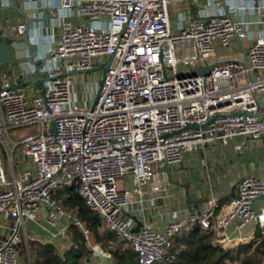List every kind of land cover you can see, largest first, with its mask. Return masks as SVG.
I'll return each instance as SVG.
<instances>
[{
	"label": "built area",
	"instance_id": "built-area-1",
	"mask_svg": "<svg viewBox=\"0 0 264 264\" xmlns=\"http://www.w3.org/2000/svg\"><path fill=\"white\" fill-rule=\"evenodd\" d=\"M174 3L184 5L176 20L169 11ZM45 5L57 13L50 24L60 27L57 36L46 34L43 42L34 36L40 13L31 24L0 31L28 30L36 63L26 62L47 76L28 96L12 81L23 71L0 73V217L16 224L0 244V264H17L18 231L44 207L51 210L50 223L63 217L64 228L71 221L83 227L54 195L61 187L79 192L105 228L131 243L137 264L162 258L174 236L195 224L213 230L225 247L243 240L225 233L232 223L238 233L253 223L264 233V206L254 209L255 199L264 196V177L253 174L241 179L224 212H217L218 199L211 197L197 214L168 220L160 229L143 221L137 230L136 221L123 213L128 206L142 207L146 192L166 189V171L160 168L180 163L186 152L236 136L241 139L234 147L240 150L264 137V0ZM95 59L101 79L79 81L78 74L93 69ZM179 65L191 70L178 72ZM24 128L14 139L12 132Z\"/></svg>",
	"mask_w": 264,
	"mask_h": 264
},
{
	"label": "crops",
	"instance_id": "crops-1",
	"mask_svg": "<svg viewBox=\"0 0 264 264\" xmlns=\"http://www.w3.org/2000/svg\"><path fill=\"white\" fill-rule=\"evenodd\" d=\"M36 1L37 6H34L32 0H0V31L5 29V33H7L9 26L19 23L31 24L34 20L32 18L40 13L42 16H38L39 19L37 20L39 21H34L36 25L34 36L40 38L41 42L45 41L46 37L44 35L46 34L47 37L50 36L49 34L57 36L60 27L58 25L50 26L52 20H54L52 18L56 17L57 13L55 9L52 10L46 5L42 6L43 3L51 0ZM72 20L78 19L73 17ZM21 35L23 34L15 33L9 36ZM8 41L14 42L16 40L11 41L8 39ZM38 48L39 53H41L44 45L40 44ZM15 54L8 63L0 65V73L16 76L24 70L20 57ZM26 61L27 58L23 62L29 67ZM21 77L25 81L29 80L28 73H23ZM20 78L17 80L12 78V81L19 84ZM23 86L28 96L36 93L40 88L36 83L30 82L23 83ZM240 139L239 136L218 139L207 143L203 148L186 152L180 163L170 165L171 181L166 172V189L146 192L143 195L142 207H125L123 210L124 216H131L137 225L147 221L160 229L168 220L187 218L199 213L202 208L207 206V202L211 197L218 199L217 212H224L228 209L231 200L238 195L239 183L245 175L253 174L264 177V137L250 140L240 150H237L234 144L239 142ZM144 187L147 188V184ZM261 206H264V196L254 201L255 210H259ZM70 211L71 213L75 212L74 210ZM50 213L51 210L44 207L35 218L26 220L24 228L19 229L18 233L22 232L19 243L26 248V261L20 255L17 257V264H30L29 244L32 240L53 242L61 251L68 245L69 240L65 245H58L54 240L59 238L56 233L66 224V219L59 218L56 221L57 224H52L48 218ZM160 214H162V217ZM15 228L16 224L13 219L0 217V244L13 233ZM258 228L253 223L238 233L232 223L226 227L225 233L231 237H242L243 240L238 241L239 243L252 241L255 245V238L258 236L256 230ZM65 229L68 236L67 228ZM99 247L102 249L101 246ZM102 251L104 250L102 249ZM83 258L87 262H91L92 259L89 256Z\"/></svg>",
	"mask_w": 264,
	"mask_h": 264
},
{
	"label": "trees",
	"instance_id": "trees-1",
	"mask_svg": "<svg viewBox=\"0 0 264 264\" xmlns=\"http://www.w3.org/2000/svg\"><path fill=\"white\" fill-rule=\"evenodd\" d=\"M54 195L66 209L75 211L83 227L75 221L69 223V243L62 251L53 242L32 240L30 264H80L81 259L92 252L90 244H99L114 256V264H137V252L131 243L105 228L99 214L87 205L79 192L61 187ZM256 233L260 241L255 245L251 241L225 247L215 240L213 230L195 224L175 235L162 258L152 264H226L234 260H240L241 264H264V233L260 228Z\"/></svg>",
	"mask_w": 264,
	"mask_h": 264
},
{
	"label": "rangeland",
	"instance_id": "rangeland-1",
	"mask_svg": "<svg viewBox=\"0 0 264 264\" xmlns=\"http://www.w3.org/2000/svg\"><path fill=\"white\" fill-rule=\"evenodd\" d=\"M184 7V5L182 3H174L173 5H170L169 6V11H170V16H171V19L172 20H176L177 19V14L179 12V10H182V8ZM14 45L16 46V51H17V55L18 57H20L21 61H22V65H23V68L25 70H27V65L23 62L24 59H26V57H24V52H23V47L26 46V43L24 41H14L13 42ZM244 44H247V41H244ZM94 64L95 65H98V59H95L94 60ZM185 70H188L190 71L191 68L189 65H179L177 66V71H185ZM101 75H102V70L101 68H94V69H91V70H88L84 73H79L78 74V80H95V79H98L100 80L101 79ZM28 128H24V129H19V130H16V131H13L12 134L14 136V139H18L19 136H20V133L21 132H25L27 131ZM32 131H37V128H31ZM1 157L4 161V164L7 168L10 167V163H9V157H8V154L5 150L1 151ZM17 158V155H14V159L16 162H18L16 160ZM68 211H70V209H67ZM71 212V211H70ZM64 221V220H63ZM54 224H57V222H55ZM60 231L58 233H56L57 236H59L58 239H54L55 242L58 244V245H65L68 241V236L66 235V230L64 228V226L62 228L59 229ZM22 232L18 233V236L17 238L15 239V243H14V246H15V249H16V254H17V257L20 256L23 258L24 261H26V248L22 247L21 244L19 243V241L21 240L22 238ZM57 238V237H56ZM95 246H100L99 244H90V247L92 248V252L88 255L89 257H92L91 259V262H87L85 260V258H82L81 259V262L80 264H114L116 262V259L114 258V256H112L111 254H109L108 252H105V251H100V252H96L94 250L93 247ZM226 264H230V263H226Z\"/></svg>",
	"mask_w": 264,
	"mask_h": 264
},
{
	"label": "water",
	"instance_id": "water-1",
	"mask_svg": "<svg viewBox=\"0 0 264 264\" xmlns=\"http://www.w3.org/2000/svg\"><path fill=\"white\" fill-rule=\"evenodd\" d=\"M11 40H16V41H24L26 43V46L23 47V52H24V57L27 58V60L32 61L33 63H36V60L33 59L34 53L36 51V47L35 45H33L30 42L29 39V32L28 30L26 32L23 33V35L21 36H9V35H0V65L3 63H8L13 55L16 53V46L14 45L13 42H9L8 41ZM26 50H28L29 56L26 55ZM17 56V53L15 54ZM25 60V59H24ZM108 66V63L105 64V67ZM97 65H95L93 67L96 68ZM86 71V70H84ZM202 72V70H201ZM23 73H28L29 75V80L25 81L22 77L20 78V85H23V83L26 82H30V83H36L39 87L42 86V81L44 78H47L46 75L40 74L39 71L36 70H31V68H29L27 66V70H23ZM160 169L165 170L167 172V174L169 175V180L171 181V177H170V165L169 164H165L164 166H162ZM46 206H49L48 203L45 204ZM140 226V223H138V225H136L134 227L133 230H137Z\"/></svg>",
	"mask_w": 264,
	"mask_h": 264
}]
</instances>
